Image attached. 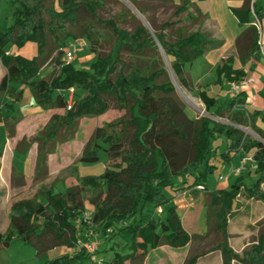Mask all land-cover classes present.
Wrapping results in <instances>:
<instances>
[{"label": "trees", "instance_id": "16d2710c", "mask_svg": "<svg viewBox=\"0 0 264 264\" xmlns=\"http://www.w3.org/2000/svg\"><path fill=\"white\" fill-rule=\"evenodd\" d=\"M8 1L14 5L12 22L0 31V60L6 69L0 80V121L4 124L5 135L11 137L14 134L17 121L13 115L1 113L2 108L14 109L21 99L22 89L15 84L28 86L34 102L40 107L64 110L62 115L53 114L33 137L38 142L35 178L46 173V155L51 152L47 142L54 141L61 129L64 130L63 138L70 139L80 117L105 113L109 101L124 114L96 127L80 154L79 161L94 163L103 151L107 158L103 173L82 176L78 184L66 186L63 193L49 187L33 198L13 201L7 227L0 233V245L7 246L10 235L16 234L35 248L42 264H75L88 259L85 251L50 260L45 258L50 249L58 246L74 248L76 241L85 236L84 223L79 220L76 224L75 220L86 210L82 192L87 187L95 193L89 202L93 206L92 221L99 231L102 234L109 231L110 239L126 233L120 238L121 247L113 243V255L106 264H125L137 250L141 251L134 257L142 263L150 248L163 244L185 246L191 235L184 229L176 205L171 201L174 195L167 197L163 188L174 191L182 188L180 183H186L185 180L178 184L173 180L186 176H192L188 182L190 186L204 188L207 175L215 166L209 161L216 148L213 141L222 136L227 142V151L221 153L226 162L235 153L253 150L256 178L246 186L240 175L226 188L209 193L215 207V229L222 236L212 249L221 251L222 264H231L233 259L246 264H264V231L242 257L229 247L226 232L227 217L241 190L248 198L264 201V191L260 188L264 183V131L256 124L257 120L264 123V111L254 109L249 112L246 109L244 90L222 101L210 97L199 87L197 95L205 110L213 109L212 114L218 117L226 112L231 123L206 116L190 118L175 93L162 58L163 55L169 60L178 83L192 91L195 85L185 65L218 46V41L200 29L185 32L182 28L170 40L165 32L173 26L170 21L161 23L153 32L139 22L131 30L118 27L112 19L103 22L96 19L98 25L93 21L81 23L83 12L90 15V20L97 18V10L104 0H51L48 6L46 0ZM179 1L175 15L191 5L190 0ZM242 1L241 7L231 8L239 25L246 26L235 42L241 67L234 68L233 57H227L216 68L217 83L223 79L238 82L245 77L244 66L251 58L257 60L260 56L255 20H260L261 13L254 3L251 6V0ZM139 11L143 12L140 8ZM99 27L110 30L118 53L120 50L128 52L133 59L130 63L118 66V56L97 53L96 42L103 37V29ZM78 38H85L96 53L88 70L75 69L71 63L61 62L63 47ZM50 39L59 49L55 59L59 72L50 79L39 78L40 67L50 56ZM26 40L37 43L36 54L31 58L5 50L10 42L22 44ZM248 68L253 70L254 64L249 63ZM71 88L73 93L67 108L69 97L65 94H69ZM259 93L264 98V91ZM241 126H251L262 139L245 134ZM25 140L23 138L22 142ZM29 146L27 143V148ZM12 176L20 178L22 174L13 170ZM196 257L191 256L187 264H194Z\"/></svg>", "mask_w": 264, "mask_h": 264}, {"label": "rangeland", "instance_id": "374dc122", "mask_svg": "<svg viewBox=\"0 0 264 264\" xmlns=\"http://www.w3.org/2000/svg\"><path fill=\"white\" fill-rule=\"evenodd\" d=\"M190 2L191 5L186 11L175 15L174 11L176 5L180 4L179 0H135V2L132 0H104L103 6L97 10V18L90 20V15L83 12L80 21L81 23L93 21L95 25H98L99 22H97L96 19L101 22L112 19L116 22L118 27L127 30H131L139 22L145 24L150 32L158 29L161 23L170 21L173 22V26L165 31L169 34L170 40L175 38L179 28H182L185 32L200 29L208 34H212L214 40H217L218 36L221 37L222 34L226 39H230V35L234 31V25L233 22L229 20H227V22L225 20L221 0H217V2L216 0H190ZM45 3L48 6L51 4V0H46ZM195 7H197L204 15L209 14L208 20L202 14H199ZM139 8L143 10L142 13L139 11ZM13 10L14 5L10 1L0 0V31L5 30V28L11 24ZM209 20H214L216 22L209 23ZM99 28L103 29V37H100L98 42H96L97 53H110L115 58L118 56V66H121L122 63H130L133 59L128 52L120 50L118 53V45L116 44L114 36L110 30L107 27ZM75 41L79 45V48L73 55L74 58L71 61V65L75 69L88 70L90 69L91 63L95 60L96 53L91 50L90 44L85 38H78ZM214 49L218 51V54H221L222 47H216L210 50ZM5 50L8 53L31 58L36 54L37 43L33 40H26L22 44L10 42L6 45ZM234 50L235 51L231 52L236 54L237 57L236 47ZM58 51L59 49L56 47L52 39H50V56L41 65L37 75L39 78L50 79L59 72V67L57 63H55ZM224 51H226V48ZM207 53L205 52L206 55L197 57L191 64L185 65V69L190 74L192 82L195 85V88L192 91L183 88L178 83L169 65V60L163 55L162 58L164 66L175 87V93L182 101L184 110L190 118L196 119L200 116H206L212 120L230 124L231 122L227 119L226 112H223L222 116L218 117L212 114L213 109L206 111L203 103L197 95L199 85L196 83L200 82L204 85L210 82L213 77L215 78L214 70L222 60V58L218 56L215 61H213L215 56L214 53L209 54V56H207ZM259 61L261 64H264V56H262ZM5 72L6 69L0 60V80ZM213 81H211L209 83L211 85L206 88V92L210 97L225 101L239 92L234 91L231 86H226L225 83L223 84V88L215 86L216 88L214 89L212 88ZM15 86L22 89V95L20 101L16 103L15 108L10 110V113H13V116L17 120L14 126V138L12 137L5 140L4 124L0 122V161L3 162L4 160V163H6V167L0 171V233L6 227L7 212L9 206L14 200L33 198L39 191L49 187H52L55 192H63L66 186L78 184L79 179L82 176H100L107 166L105 153L100 151L99 160L94 163L79 161L80 154L96 127H99L106 122H110L124 114L123 110L116 108L113 101H109V108L105 113L99 116L80 117L77 120L76 128L70 139L63 138L64 130L61 129L59 135L54 141L47 142V148L51 149V152L46 155L45 174L40 175L38 178H35L34 174L31 178L24 174L20 178H14L12 173H8L10 172L9 169L11 164H13L20 172L25 173L31 166L30 161L32 156L33 158L35 156L33 168V171H35L38 142L34 141L33 137L46 125L53 114L62 115L64 113V110L61 108H44L45 117L41 114L33 117L34 113L40 106L34 104L30 88L21 84H15ZM78 92L81 93L80 91ZM69 94H65V96L69 97ZM4 101L8 100L4 99ZM6 113V109L2 110V115H5ZM26 115L32 116L25 117ZM257 125L262 131H264V123L259 121L257 122ZM241 130L247 135L262 139L251 126H241ZM65 133H67V131H65ZM21 136L26 140L20 142L19 137ZM60 138H63V140L60 141ZM27 143L30 144L28 155L21 152H15L12 156L6 155L9 153L10 147L18 150L20 147H26ZM213 145L216 148L209 156V161L215 166L212 172L207 175L205 181L208 190H215L218 184L229 186L234 179L240 175L243 177L244 184L246 186L250 185L254 180V176H256V167L254 166L255 163L252 157L253 150L243 153L226 162L221 155V153L227 151V142L225 138L222 136L218 137V139L213 141ZM229 155L232 154L230 153ZM241 163L243 166V169L239 172L241 174L231 175V168L239 167ZM220 176H223V178L219 179ZM181 180H185L186 183H180ZM191 180L192 176L175 178L173 181L177 184L180 183L183 187L176 189L180 193L179 197L171 199L176 205L180 218L186 220L184 226L191 235V240L188 242L190 251L184 252L186 253L184 259L182 258V252L177 251L178 253L175 254L174 252L171 257L169 255L163 256L164 261L167 264H187L188 259L191 256L196 255L197 257L194 264H199V262L200 264H222L221 251H213L219 249H212L221 241L222 236L221 233L215 229V207L210 202V192L204 191L203 189H197L195 187L197 185L190 186L188 182ZM260 188L264 191V183L260 185ZM163 192L170 198L175 195L176 191L166 187L163 188ZM94 195L95 193L87 187L83 190L82 198L86 211H92L93 206L89 201ZM235 201L236 205L232 208L230 215L227 217V242L229 237L232 242L236 241V246L240 245L242 241L244 244L241 249L236 248L234 243L232 248L228 243L233 252L239 257H242L244 251L248 250L254 240L257 239L258 235L264 231V201L248 198L243 190L238 194ZM158 209H160V207H158L157 210ZM80 217L75 220L76 224L81 220ZM189 220H191V222ZM94 224L95 223H93L91 227L93 233L90 240L97 244L94 253L95 260H90L89 256L88 259L75 264H106L112 258L114 249L112 250L111 247L113 246V243H115L117 247H121L122 245L120 238H124L126 233L117 236L116 239H110L109 231L102 234L101 231H99V228ZM229 231L231 234H229ZM195 232L199 234H194ZM202 242H204V245H202ZM74 252L75 250L72 247L58 246L50 249L45 258L50 260L63 255H73ZM217 253L220 255L218 256L219 260H211L217 255ZM155 259H157L156 256L154 258H148L145 260L144 264H153ZM0 264H42V260L37 256L36 250L32 245L24 243L16 234H11L8 245L5 247L0 245ZM231 264L246 263L233 259L231 260Z\"/></svg>", "mask_w": 264, "mask_h": 264}, {"label": "crops", "instance_id": "0c3cea01", "mask_svg": "<svg viewBox=\"0 0 264 264\" xmlns=\"http://www.w3.org/2000/svg\"><path fill=\"white\" fill-rule=\"evenodd\" d=\"M222 2V4H223V8H222V10H223V13H224V17H225V20L227 21V20H229V21H231V22H233V25H234V31H233V33H231V35H230V39L228 40V39H226L225 38V36H223V34L221 35V37H219L218 36V38H217V40H218V46H215V48L217 47V48H220V47H222V49H221V54H218V51H216L215 49L214 50H210V51H208V55L207 56H209V54H213L214 53V60L213 61H215V59H216V57H218V56H220L221 58H222V60H221V62H220V64L222 63V61L224 60V59H226L227 57H233V59H234V62H233V67L234 68H239V67H241V63H240V61H239V59H238V55H237V57H236V54H234V53H232L231 51H235L234 49H235V47H236V45H235V42H236V39H237V37L239 36V34L244 30V28L246 27L245 25H243V26H241V25H239V23H238V21H237V18L235 17V15L233 14V12L231 11V8H239V7H241V5H242V3H243V1L242 0H221ZM216 2H217V0H216ZM255 4V8L257 9V10H259V12L261 13V17H260V20H257V22H258V24H259V36H258V40H260V43H261V49H260V56H259V59H257V60H254V59H250V62H248L245 66H244V69H245V71H246V74H245V77H252L253 79H254V82L252 83V84H250V85H248L247 87H244V88H241L240 89V91L241 90H244L245 92H246V94H245V96H246V104H245V107H246V109L249 111V112H251V111H253L254 109H258V110H262V111H264V98H262L261 97V95H260V93H259V91H264V64H261L260 63V58L262 57V56H264V0H251V6H252V4ZM196 8V10H197V12H200L207 20H208V15L209 14H206V15H204L201 11H199L198 10V8L197 7H195ZM207 13H209V12H207ZM251 13L254 15V13H253V11L251 10ZM255 16V15H254ZM210 22H216V21H214V20H209V23ZM228 22V21H227ZM205 32V31H204ZM211 37H213V35L212 34H209ZM225 48H226V51H224L225 50ZM212 49V48H211ZM224 49V50H223ZM212 51V52H211ZM223 51V52H222ZM227 53V54H226ZM238 54V53H237ZM203 55H206L205 53L203 54ZM253 63L254 64V69L253 70H251V69H249L248 68V65H249V63ZM220 64H218L217 66H216V68L220 65ZM238 64V65H237ZM216 68H215V70H214V72H215V78L213 79H211V81H213L214 83L212 84V88H216L215 86H220V87H222L223 88V84L225 83V85L227 86H230V82H228V81H226L225 79H223L222 80V82L221 83H217L216 81H217V74H216ZM210 81V82H211ZM210 82H208V83H206V84H201L200 82H197L196 84H198L199 85V87H201L202 89H204L205 91H207L206 90V88H207V86H209V85H211V84H209ZM55 93H57V91L55 92ZM64 93V92H63ZM207 93V92H206ZM65 94V93H64ZM67 94V93H66ZM208 94V93H207ZM33 102H34V100H33ZM34 104H36L35 102H34ZM2 110H5L4 108H2L1 109V113H2ZM7 111V113L5 114V115H7V114H11V115H13V113H10V110H6ZM38 114H41L42 116H44L45 117V113H44V108H42V107H39L38 109H37V111L34 113V115H33V117L35 116V115H38ZM4 116V115H3ZM32 115H30V116H25V117H31ZM14 117V116H13ZM15 118V117H14ZM47 119V118H46ZM260 120H257V122H259ZM0 122H2V121H0ZM257 122H256V124H257ZM261 122V121H260ZM3 123V122H2ZM262 123V122H261ZM258 126V125H257ZM4 130H5V128H4ZM14 138V134L11 136V137H7L6 135H5V140H7V139H10V138ZM22 137V136H21ZM19 137L20 138V142H22V139L24 138V137ZM22 144V143H21ZM30 147V146H29ZM28 147V148H29ZM27 148V146L26 147H24V148H18V150H15L14 148L12 149L11 147H10V150H9V153H7L6 155L7 156H9V155H14V153L15 152H21V153H23V154H26V155H28V149ZM27 149V150H26ZM25 150H26V152H25ZM241 154L240 153H235V155H234V157H237V156H240ZM7 156H6V159H7ZM32 156V155H31ZM233 157V158H234ZM6 159H5V162H6ZM11 159H12V157H11ZM34 160H35V156H34V158H33V156H32V159H31V161H30V164H31V166H30V168L28 169V171L27 172H25V173H22V172H20L18 169H16L15 167H14V165L13 164H11V167H10V172H8L9 174H11L12 173V171L14 170L15 172H20L22 175L24 174L25 176L27 175L28 177H32L33 176V168H34ZM240 162H241V160H240ZM255 166V165H254ZM4 167H6V163H4V160H3V162L2 161H0V171H2V169L4 168ZM231 170H232V168H231ZM235 174H241V173H235V172H232L231 173V175H235ZM256 178V176H254V178L253 179H255ZM224 180V179H223ZM222 180V181H223ZM254 181V180H253ZM252 181V182H253ZM262 185V184H261ZM65 187V186H64ZM227 187V185H219L218 184V186H217V188L216 189H224V188H226ZM203 190L204 191H207V192H211L210 190H208V188H207V186H206V184L204 185V188H203ZM55 192V191H54ZM64 192V191H63ZM63 192H58V193H63ZM176 192H178L177 190H176ZM184 193V192H183ZM17 200V199H16ZM15 201V200H14ZM11 206V205H10ZM10 206H9V209H10ZM235 207V206H234ZM9 209H8V212H7V224H8V218H9ZM181 219V218H180ZM185 221L186 220H182L181 219V223H182V225H183V227H184V229L187 231V229L185 228ZM190 222H191V220H189ZM7 224H6V227H7ZM6 227H5V229H6ZM4 229V230H5ZM4 230L1 232V233H3L4 232ZM188 232V231H187ZM189 233V232H188ZM194 234H199V233H197V232H195ZM229 234H231L230 233V231H229ZM190 235V234H189ZM203 235V234H202ZM191 240V239H190ZM190 240H189V242H190ZM236 242V241H235ZM235 242H232V240H231V238L229 237V240H228V243H229V245L233 248V243H234V245L236 246V243ZM243 242L241 241V243H240V245H237L236 246V248H238V249H241L242 248V246H243ZM202 245H204V242H202ZM190 246H189V244L187 243L185 246H183V247H180V248H172V247H170V246H168V245H160V246H157V247H155V248H150V249H148V252L146 253V255H145V257H144V260L142 261V263H140L139 262V260L137 259V258H135L134 256H136V255H138L139 253H140V251L141 250H137V252L134 254V256L133 257H131V258H128L126 261H125V264H144V262H145V260H147L148 258H154L155 256L157 257V259H155V262L153 263V264H167L165 261H164V258H163V256H173V254H174V252H175V254L176 253H178V252H182V258L184 259V257L186 256V253H184V252H187V251H190V248H189ZM163 251V252H162ZM178 251V252H177ZM213 251H220V250H213ZM160 252H162V253H160ZM218 256H220L219 255V253H217V255L216 256H214V258L213 259H211V260H214V261H216V260H219L218 258ZM210 260V261H211ZM208 261V260H207ZM199 264H200V262H199Z\"/></svg>", "mask_w": 264, "mask_h": 264}, {"label": "built area", "instance_id": "2783aa9c", "mask_svg": "<svg viewBox=\"0 0 264 264\" xmlns=\"http://www.w3.org/2000/svg\"><path fill=\"white\" fill-rule=\"evenodd\" d=\"M255 25L259 30V24L257 22V20H255ZM258 45L261 49V43L260 40H258ZM79 48V45L77 44L76 41L71 40L69 42L66 43V45L63 47L62 51V56H61V62L63 64H69L71 63V61L74 58V54L77 52ZM254 82V79L252 77H243L241 80H239L238 82H230V86L234 91H240L241 88L247 87L248 85L252 84ZM70 94H69V98H68V105L67 108L70 107V103H71V98H72V92L73 89L71 88L69 90ZM243 169L242 163L240 164L239 167H234L232 168V172L235 173H239L241 172V170ZM223 176H220L219 179H222ZM197 189H203L201 185H197L195 186ZM180 193L179 192H175L174 197H179ZM158 212H160V209L157 210ZM93 211H84L81 214V221L84 223L85 225V236L83 238H80L76 241L75 245H74V250L75 251H80V250H84L89 256H90V260H95V250L97 248V244L90 240V237L93 233V231H91V227L93 225ZM90 229V230H89Z\"/></svg>", "mask_w": 264, "mask_h": 264}, {"label": "water", "instance_id": "95a60500", "mask_svg": "<svg viewBox=\"0 0 264 264\" xmlns=\"http://www.w3.org/2000/svg\"><path fill=\"white\" fill-rule=\"evenodd\" d=\"M159 49H160V51H162L161 48H159Z\"/></svg>", "mask_w": 264, "mask_h": 264}, {"label": "bare ground", "instance_id": "6f19581e", "mask_svg": "<svg viewBox=\"0 0 264 264\" xmlns=\"http://www.w3.org/2000/svg\"><path fill=\"white\" fill-rule=\"evenodd\" d=\"M140 16V15H139ZM141 18V17H140Z\"/></svg>", "mask_w": 264, "mask_h": 264}]
</instances>
